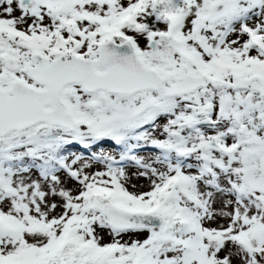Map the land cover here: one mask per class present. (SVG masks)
<instances>
[{"label":"snow or ice","instance_id":"snow-or-ice-1","mask_svg":"<svg viewBox=\"0 0 264 264\" xmlns=\"http://www.w3.org/2000/svg\"><path fill=\"white\" fill-rule=\"evenodd\" d=\"M0 264H264V0H0Z\"/></svg>","mask_w":264,"mask_h":264}]
</instances>
